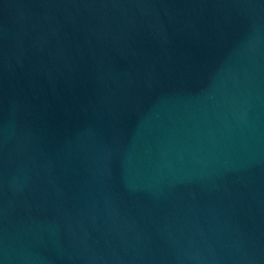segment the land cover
Wrapping results in <instances>:
<instances>
[{
	"label": "water",
	"instance_id": "95a60500",
	"mask_svg": "<svg viewBox=\"0 0 264 264\" xmlns=\"http://www.w3.org/2000/svg\"><path fill=\"white\" fill-rule=\"evenodd\" d=\"M0 264H264V0H0Z\"/></svg>",
	"mask_w": 264,
	"mask_h": 264
}]
</instances>
